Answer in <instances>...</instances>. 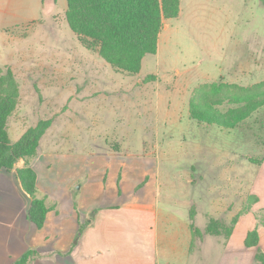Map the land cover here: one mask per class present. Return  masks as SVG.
<instances>
[{
	"label": "rangeland",
	"instance_id": "374dc122",
	"mask_svg": "<svg viewBox=\"0 0 264 264\" xmlns=\"http://www.w3.org/2000/svg\"><path fill=\"white\" fill-rule=\"evenodd\" d=\"M66 8L67 0H56L41 22L30 27L26 38H9L5 55L0 53L2 60L11 57L8 63L14 65L19 85L18 103L8 120L9 139L15 142L28 127L48 122L30 161L38 170L39 183L51 194L49 186L54 176L55 181L68 179V168L64 170L68 159L64 158L71 154L82 155V165L84 157L93 159L90 166L86 163V169L94 179L107 174L104 164L100 165L101 153L123 152L113 157L123 160L133 157L127 152L143 153L148 163L153 162L152 156L156 157L154 170L161 202L177 207L171 232L177 230L182 250L178 248L174 264H182V260L189 264H219L227 257L226 238L203 234L207 218L202 212L193 216L196 247L192 255H187L189 242L184 236L185 230L190 232L189 207L198 204L203 192L206 199L210 197L220 177L214 168V157L225 162L227 173L226 163L234 160V164L230 162L231 171L235 168L237 173L233 177L244 181L242 185L238 180L227 181L222 189L227 199L232 196L229 193L241 190L236 194V206L248 183L264 177V166L246 159L263 158L264 107L241 128L225 129L198 125L189 119L188 100L197 99L201 92L196 89L202 83L210 86L222 81L220 77L246 87L264 81V2L180 0V14L163 21L157 52L145 55L140 71L133 75L115 70L97 51L86 48L70 29ZM16 49H27L22 54H28V59L14 58L12 62ZM224 92L239 101L246 94L264 92V85L258 91ZM221 97L213 93L211 98L219 101ZM55 170L61 172V179ZM120 179L119 173L118 186ZM258 187L264 190V185ZM215 209L213 204L207 211L217 217ZM248 222L245 219L238 226L234 242L240 244ZM239 248L235 251L238 258L257 264L254 248ZM260 248L264 251L263 246Z\"/></svg>",
	"mask_w": 264,
	"mask_h": 264
},
{
	"label": "crops",
	"instance_id": "0c3cea01",
	"mask_svg": "<svg viewBox=\"0 0 264 264\" xmlns=\"http://www.w3.org/2000/svg\"><path fill=\"white\" fill-rule=\"evenodd\" d=\"M55 3L56 1L51 0L45 2L43 0H0V53L5 55L9 38L15 37L19 41L26 38L30 27L41 22L44 14L49 13ZM26 50L16 49L12 53L11 61L13 62L14 58L23 59L25 55L22 52H27ZM6 58L5 60H2L3 57L0 58V69L10 67L15 75L14 65L11 63L10 66L8 63V58L11 57ZM25 59H28V54ZM219 79L239 83L226 81L222 77ZM188 117L193 120L189 112ZM197 124L208 125L198 122ZM216 150L215 148L213 153ZM117 154H123V152L99 154L100 165L104 164L107 174L95 179L90 170L86 169L88 167L86 163L90 166L93 162L91 157H84L83 165L79 161L82 155L71 154L64 158V161L68 159L64 170L68 168L69 177L65 181H55L54 176L49 186V189L53 190L52 194L39 183V173L33 161L30 165L37 173V196L47 195L45 203L49 207L45 223L41 228H37L27 218L30 197L23 190L16 174V170L24 166V160L18 159L10 171L0 170V264H12L28 249L37 251L31 264H174L178 248L182 250L181 245L178 244L180 237L177 236V230H175L176 233L171 232L173 227L171 220L177 207L171 205V202L170 204L161 202L160 185L154 170L156 157L152 156L153 162L148 163L145 157H142L143 153L127 152L126 155H133V157L126 156L125 160L113 159L118 157ZM55 156L60 157L56 154ZM250 158L252 157H246L250 163H254ZM213 159H215L214 168L220 177L217 182H214L209 198L206 199L203 192L198 198L201 203L196 202L198 204L194 203L189 207L190 232L185 230L184 236V240L189 242L187 255H192L196 247L192 238L195 232L193 216L202 212L207 218L206 225L208 220L213 218L232 227L229 235H225L222 231L217 234L207 233L206 226L204 227V235L226 238L224 256L227 257L219 261V264H247L235 254L239 248L238 245H240L239 250L245 247L254 248L257 252L258 248L264 253L260 248L263 246L264 249V190L258 187L260 184L264 185V177L259 176L254 184L252 180L248 183L247 191L242 192L244 197L240 200L239 206H236V194L241 190L229 193L232 194L228 196L229 199L226 198V192L222 190L227 181L238 180L241 185L244 183L233 177L237 173L235 168L231 171L233 165H230V162L234 164V160L226 163L229 168L227 173L225 162L216 157ZM255 164L264 166V155L262 161ZM55 171L56 176L61 179V172ZM119 173L121 179L118 186ZM201 175L204 184V175ZM77 184L79 185L76 188ZM73 189L76 191L75 194H72ZM253 195L257 197V200L247 209V199ZM205 200H208L207 204ZM213 204H215L214 213L217 217L213 216V212L207 211ZM233 219L236 221L232 224ZM245 219H248L250 223L248 222V227H245V233L240 238L239 244L234 242L232 237ZM254 228L259 235L258 245L246 247L244 240L247 232ZM256 252L255 261L257 264H264L256 259ZM181 263L189 264L185 263V260Z\"/></svg>",
	"mask_w": 264,
	"mask_h": 264
},
{
	"label": "trees",
	"instance_id": "16d2710c",
	"mask_svg": "<svg viewBox=\"0 0 264 264\" xmlns=\"http://www.w3.org/2000/svg\"><path fill=\"white\" fill-rule=\"evenodd\" d=\"M179 12L180 0H67L65 16L70 29L86 48L97 51L115 70L133 75L140 71L145 55L157 52L163 21L177 17ZM208 85L204 83L199 86L196 90L201 94L196 100L195 97L189 100V115L198 123L225 129L241 128L254 112L264 107V92L246 94L239 101L224 92L235 89L258 91L262 89L264 81L248 87L222 81ZM213 93L222 96L221 100H212ZM18 99L19 85L13 71L10 67L0 69V170L10 171L18 159L24 160V166L17 169L16 174L23 190L30 197L27 218L37 228H41L49 207L45 197L37 196V175L30 165V158L37 152L39 138L48 127V122H39L28 128L18 140L11 142L8 119ZM262 127L264 131V121ZM250 160L260 163L262 158ZM256 200L254 195L248 197L247 209ZM235 221L233 219L231 223ZM231 228L220 220L210 218L205 231L212 234L222 231L229 235ZM258 241L259 235L255 228L247 232L244 240L246 247H257ZM36 254V250L28 249L12 264H31ZM255 256L264 262V253L258 248Z\"/></svg>",
	"mask_w": 264,
	"mask_h": 264
}]
</instances>
